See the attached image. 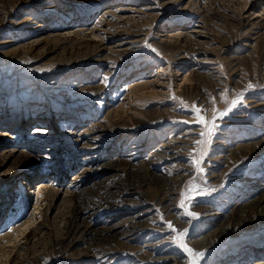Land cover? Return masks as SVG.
<instances>
[{
  "label": "rangeland",
  "instance_id": "obj_1",
  "mask_svg": "<svg viewBox=\"0 0 264 264\" xmlns=\"http://www.w3.org/2000/svg\"><path fill=\"white\" fill-rule=\"evenodd\" d=\"M169 223L264 264V0H0V264H190Z\"/></svg>",
  "mask_w": 264,
  "mask_h": 264
},
{
  "label": "snow or ice",
  "instance_id": "obj_2",
  "mask_svg": "<svg viewBox=\"0 0 264 264\" xmlns=\"http://www.w3.org/2000/svg\"><path fill=\"white\" fill-rule=\"evenodd\" d=\"M152 51H155V49H152ZM239 102H240L239 100L232 101L231 107L228 108V111H226L224 113V115H227L228 112H230L232 110V107H234L236 105V103H239ZM193 111L196 112V115L194 117L195 122L203 124L206 128H208V131H207L208 136H211L212 134H214V131L216 129L215 121L214 120L210 121V122L205 121L200 115V110L195 108V107L193 108ZM209 124L211 125V127H208ZM201 135H205V133L202 132ZM197 143H200V142L198 141ZM205 143H207V141H205ZM201 155H203V152H201ZM192 164L194 167H196L200 164V161L198 159H193ZM198 170H202V169H198ZM185 206H186L185 203L182 202L181 207H185ZM187 214L189 216H192L193 218H195V213L188 212ZM168 227L171 231L176 233V235L174 237V242L177 244V246L182 248L189 255V257H191L190 264H197L198 260L203 257L204 253L195 251L194 249L188 247V245L184 242V237L187 235V230L185 229L183 231H179V230L173 228V226L170 223H169Z\"/></svg>",
  "mask_w": 264,
  "mask_h": 264
},
{
  "label": "bare ground",
  "instance_id": "obj_3",
  "mask_svg": "<svg viewBox=\"0 0 264 264\" xmlns=\"http://www.w3.org/2000/svg\"><path fill=\"white\" fill-rule=\"evenodd\" d=\"M160 158V157H159ZM166 187V186H165ZM163 189V188H162ZM166 189V188H165ZM169 190V189H168ZM166 194V193H165ZM168 194H169V192H168ZM169 195H171V194H169ZM168 195V196H169ZM167 196V197H168ZM240 225H241V222H238L235 226H233L232 227V229L234 228V229H237L238 227H240ZM230 229L227 227V228H222L220 231H218V233H215V234H213L211 237H210V239H212V238H219L220 236H223L226 232H228ZM213 240V239H212ZM212 241L211 240H208V238H206V239H204L203 240V242L202 243H205V244H209V243H211ZM171 261H174L175 262V260L173 259V258H170V257H163V258H160L157 262H159V263H169V262H171ZM175 264V263H174Z\"/></svg>",
  "mask_w": 264,
  "mask_h": 264
}]
</instances>
